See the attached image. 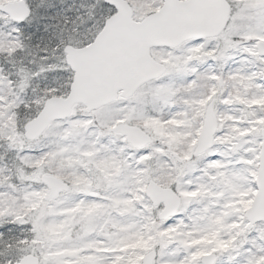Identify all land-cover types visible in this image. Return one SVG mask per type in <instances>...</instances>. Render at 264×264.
<instances>
[{
	"label": "snow or ice",
	"instance_id": "6c2138e0",
	"mask_svg": "<svg viewBox=\"0 0 264 264\" xmlns=\"http://www.w3.org/2000/svg\"><path fill=\"white\" fill-rule=\"evenodd\" d=\"M0 264H264V0H0Z\"/></svg>",
	"mask_w": 264,
	"mask_h": 264
}]
</instances>
